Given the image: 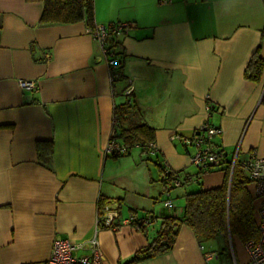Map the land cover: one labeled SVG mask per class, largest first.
Listing matches in <instances>:
<instances>
[{
  "label": "crops",
  "instance_id": "0c3cea01",
  "mask_svg": "<svg viewBox=\"0 0 264 264\" xmlns=\"http://www.w3.org/2000/svg\"><path fill=\"white\" fill-rule=\"evenodd\" d=\"M42 10L41 1L0 0V264H46L56 236L80 242L94 235L101 264H124L155 237L161 216H182L185 193L224 180L217 167L165 190L161 165L191 177L199 171L190 161L194 148L171 134L191 135L207 119L223 130L215 142L227 162L235 154L240 163L253 153L264 157V80L244 77L257 47L264 58V0H94L97 25L130 24L115 36V82L83 21L41 24ZM20 79L37 88L20 87ZM126 99L154 128V154L137 145L106 154L113 108ZM47 143L52 153L44 165L38 145ZM100 196L119 219H155L144 231L96 225ZM233 242L239 254L233 249L232 260L244 264L245 245ZM204 243L182 224L169 252L133 264L221 261Z\"/></svg>",
  "mask_w": 264,
  "mask_h": 264
},
{
  "label": "trees",
  "instance_id": "16d2710c",
  "mask_svg": "<svg viewBox=\"0 0 264 264\" xmlns=\"http://www.w3.org/2000/svg\"><path fill=\"white\" fill-rule=\"evenodd\" d=\"M27 1L43 3L40 16L41 24H70L83 21L86 27L91 28L96 24L94 21V0ZM117 34L110 37L108 44L116 57L119 58V52L116 49L118 42L115 39ZM120 65L118 60L113 82L121 79ZM244 77L256 83L264 80V58L260 55L259 47L249 58L244 69ZM213 109L212 105L211 110ZM113 112L117 119L115 137L121 143L128 148L137 145L145 151L146 147L154 142V128L145 121H141L139 108L133 100L126 99V101L115 105ZM51 153L50 143L43 146L38 145V159L42 164H47ZM226 162L227 158L224 153V159L220 166L225 173L222 184L207 189L199 187L195 191L185 193L182 216H161L155 237L145 246L136 250L124 264L141 262L169 252L174 246L182 224H186L192 229L200 244L212 241L218 236L226 243L229 240L232 243L234 237L244 245L249 241H258L260 233L255 218V196L249 186L251 181L240 161L236 159L233 166L231 161ZM165 169V165H161L160 171H165ZM168 171L166 180H160L163 186L171 178L172 173H177V176L183 181L182 185L189 182L187 181L189 175L170 169ZM110 202L107 197L100 196L97 203L98 211L102 213L103 207ZM132 214L134 218L131 224L141 231H144L146 225L155 219L150 214L140 217L135 213ZM220 254L218 252L216 256L218 257ZM226 263L228 264V261ZM229 264H234V261L232 260Z\"/></svg>",
  "mask_w": 264,
  "mask_h": 264
},
{
  "label": "built area",
  "instance_id": "2783aa9c",
  "mask_svg": "<svg viewBox=\"0 0 264 264\" xmlns=\"http://www.w3.org/2000/svg\"><path fill=\"white\" fill-rule=\"evenodd\" d=\"M172 0H160L162 3H168ZM130 29V24L109 23L107 25H97L94 27H86V32L90 34L100 45L101 52L106 60L110 81L115 79V71L118 67V58L110 49L108 41L113 35L123 32L127 33ZM20 87L28 90L37 88L36 83L31 79H20L18 81ZM126 97L132 93V86L129 85L123 91ZM212 105L208 104V111H211ZM117 119L113 116L112 131L110 138L106 144L105 152L108 155L124 154L129 148L119 142L115 137V126ZM223 130L220 126L212 124L209 120H205L196 128L191 135H182L177 132L169 136L170 140H178L184 146L194 148V153L190 157L191 163L197 167L199 172L194 176H187V181H198L204 173L211 169L220 167L224 159V150L215 142V138L222 134ZM148 154L156 152L155 142H151L145 149ZM236 160V154L231 160L232 166ZM165 171L160 172V180H166V173L169 168L164 164ZM242 167L248 174L253 186V193L256 203L257 224L260 233L258 241H249L245 244L248 260L244 264H264V157L251 154L244 162ZM182 179L177 176V173H172L164 185L165 190L172 187L182 186ZM165 205H171L170 200L164 201ZM134 216L126 219H119V211L116 206L106 204L102 213L97 212L96 225H102L105 228L116 230L121 224H131ZM213 254H210L212 256ZM46 264H101V250L97 237L94 235L91 238L80 242H74L68 237L56 236L53 240L52 250ZM234 264H236L234 262Z\"/></svg>",
  "mask_w": 264,
  "mask_h": 264
},
{
  "label": "rangeland",
  "instance_id": "374dc122",
  "mask_svg": "<svg viewBox=\"0 0 264 264\" xmlns=\"http://www.w3.org/2000/svg\"><path fill=\"white\" fill-rule=\"evenodd\" d=\"M118 101H120V98H118ZM196 188H199L196 186ZM205 244V251L208 250H216L221 253L222 260L218 261L216 264H227L224 260L227 258L228 264L231 263L232 257H233V249L234 252L239 254V248L236 246V243L229 240L227 243L220 237L215 238L212 241H207Z\"/></svg>",
  "mask_w": 264,
  "mask_h": 264
},
{
  "label": "water",
  "instance_id": "95a60500",
  "mask_svg": "<svg viewBox=\"0 0 264 264\" xmlns=\"http://www.w3.org/2000/svg\"><path fill=\"white\" fill-rule=\"evenodd\" d=\"M230 177H231V175H230Z\"/></svg>",
  "mask_w": 264,
  "mask_h": 264
}]
</instances>
